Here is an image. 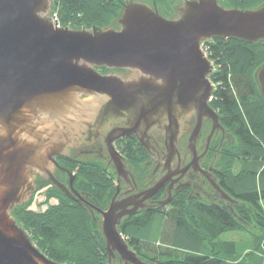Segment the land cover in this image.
I'll return each instance as SVG.
<instances>
[{
  "label": "water",
  "instance_id": "obj_1",
  "mask_svg": "<svg viewBox=\"0 0 264 264\" xmlns=\"http://www.w3.org/2000/svg\"><path fill=\"white\" fill-rule=\"evenodd\" d=\"M53 1L0 0V264H58L37 249L11 213L31 201L36 176L88 210L72 188L73 176L67 189L53 174L57 158L70 159V151L86 142H100L118 180L131 187L127 162L113 146L124 138L137 141L154 160L153 174L167 173L180 183L188 171L203 173L199 161L213 135L225 130L209 105L214 64L202 45L213 39L264 43V4L240 10L217 0H183L166 18L151 4L132 0L115 26L75 30L52 20ZM253 78L264 101V64ZM205 122L211 130L198 156ZM186 155L189 163L182 165ZM208 182L237 203L213 178ZM162 184L113 200L101 213L108 264H153L130 250L119 227L150 209L145 202ZM220 211L240 222L231 206Z\"/></svg>",
  "mask_w": 264,
  "mask_h": 264
},
{
  "label": "trees",
  "instance_id": "obj_2",
  "mask_svg": "<svg viewBox=\"0 0 264 264\" xmlns=\"http://www.w3.org/2000/svg\"><path fill=\"white\" fill-rule=\"evenodd\" d=\"M142 1L170 17L182 0ZM217 1L223 7L240 10L264 4V0ZM127 2L54 0L52 15L60 27L105 28L115 22ZM203 48L215 66L210 77L215 85L211 106L233 140L223 146L215 161L216 180L224 192L242 204L235 208L240 222L232 215L194 205L185 198L175 199L173 211L165 218L147 213L126 221L120 233L132 251L148 263L264 264V101L253 78L264 64V43L213 39ZM213 145L211 148H215ZM119 153L135 177L148 172L144 165L148 157L136 141L125 140ZM61 163L62 168L76 174L74 188L105 208L114 174L110 172L107 177L108 169L98 161ZM45 196L46 202L56 198L58 204L36 213L28 211V203L11 213L37 249L58 264H108L103 240L90 215L54 188H49ZM230 232L249 235L253 250L219 241L221 235Z\"/></svg>",
  "mask_w": 264,
  "mask_h": 264
},
{
  "label": "flooded vegetation",
  "instance_id": "obj_3",
  "mask_svg": "<svg viewBox=\"0 0 264 264\" xmlns=\"http://www.w3.org/2000/svg\"><path fill=\"white\" fill-rule=\"evenodd\" d=\"M163 17H165V16H163ZM113 26H115V22L112 25H110V27H113ZM256 88H257V86H256ZM257 90H258V88H257ZM211 101H212V99H211ZM211 101H210L209 105H210L211 109L215 113H217L213 109V107L211 106ZM186 126H188L189 129L191 130L194 126V122L190 121V122L186 123ZM210 130H211V123L205 122L203 127H202V130H201V134L204 132L205 135L202 138L200 136V139L198 142L199 146L197 144V147H196L198 156L201 155L204 151L205 139L209 135ZM127 139H129V138L120 139L113 144L114 149L118 153H119L120 146H122L124 141ZM130 140H133V139H130ZM181 140H185V146H186V143L188 140V135L184 134L181 137ZM232 142H233L232 137L226 132V130H225L224 136L222 135V133L220 131L215 133L213 135V137L211 138L208 152L206 153L204 158L199 161V166H200V169L203 171V173L188 171L184 175V177L181 179L180 183H175V178H170V180H168V174L167 173L159 172V173L153 174L155 162L150 157H148L145 153V155L148 157V159L144 162V165H145V168L148 169L147 170L148 172L144 176H140L138 174L135 177L131 171V168H130L127 160L125 159L127 162L126 163L127 168L131 172L132 178H133L134 183H135V186H133V187L126 185L123 182H121L120 180H118L112 164H109V158H108V155L104 151V147L100 144V142L94 141V140L91 142H86V144L79 146L78 149L75 151H73V150L70 151V155H69L70 159L57 158L55 161H56L59 168L58 169L55 168L53 174H54V178L56 179V181L58 183L62 184L63 186H65L67 189L69 188L70 176L71 175L73 176L74 179L72 182V188L76 192V195L80 196L84 200L83 204L88 209L85 211L90 215L91 219L95 223V225L98 228V231L100 233V236L103 240V235H102V232L100 229V223L102 221L101 213L107 211L111 202L113 200L114 201H124V200L128 199L131 195H133L134 193H142V192L150 189L156 183H163V184H162L161 188L158 189V191L149 198V201L145 202V205L150 206V209L141 210L138 214L124 219L122 221V224L119 227V232L121 231V229L124 228V224L126 221H128L129 219H131V220L132 219H138L147 213H149L151 216L154 215L157 217L165 218L168 215V213L173 211V201L175 199L176 200L177 199L182 200V199L186 198V201L189 203H192L194 205H199V206L204 207V208L217 210V211H220V208L228 209L229 206H231L233 208V210L235 211V208L239 207L242 204H240L236 199H234L233 197L228 195L226 192H224L219 187L224 192V194H226L232 200L237 202V203L232 204L229 200H227L224 197V195L221 192L215 191L211 187L210 183L208 182V180H211L213 178L215 180V182L217 183V180H216L217 169L215 167V161L217 160L218 157H220L223 146L226 145L227 143L231 144ZM159 143H160V145H162V141H159ZM212 144L215 145V146L213 145L215 148H211ZM66 160L67 161H77V162L98 161V162L102 163L106 169H108V171L106 173L107 177L109 176L110 172L114 174L115 178L113 181V186L111 187L110 192L107 194L109 199H108V204L106 205L105 208H101L100 205L96 201L91 199L87 194L83 193L82 191H78L77 189L74 188V183L76 180V174L70 173L69 171H67V168L64 169L61 167L62 166L61 162L66 161ZM189 160H190L189 155L184 156L182 165H187L189 163ZM208 170H210V175L205 173ZM34 185L36 186L37 191L43 190L44 187L42 185H46L45 186L46 189L53 188L44 179H42L40 176L35 177ZM183 185H190V187L181 188ZM39 187H41V188H39ZM57 191L61 195H63L65 198L72 201L70 198H68L60 190H57ZM169 197H170V200H169L168 204H166V206L161 207V208H157V209L153 208L157 204H160V203L166 201ZM49 201H53V203L55 205L58 204V200L56 198H53ZM72 202L75 203L74 201H72ZM220 212H222V211H220ZM222 213L228 214L226 212H222ZM103 246H104V241H103ZM130 250L132 251L131 248H130ZM115 264H120V263L116 262Z\"/></svg>",
  "mask_w": 264,
  "mask_h": 264
},
{
  "label": "rangeland",
  "instance_id": "obj_4",
  "mask_svg": "<svg viewBox=\"0 0 264 264\" xmlns=\"http://www.w3.org/2000/svg\"><path fill=\"white\" fill-rule=\"evenodd\" d=\"M124 1H129V0H124ZM138 1H142V0H138ZM167 18H169V17H167ZM81 29H84V28H81ZM81 29H75V30H81ZM106 73H107V71L105 73H101V74H106ZM202 134H201V138L204 137V135H205L204 132ZM184 146H185V140H181L179 143L180 152L183 151ZM198 146H199V144H198ZM45 186L46 185L43 186L44 187L43 190L36 191V193L32 196L31 201L29 202L30 205L28 207V211L36 212V213L37 212H44L48 206L55 205L53 203V201L46 202V196L45 195H46L47 190H49V189H46ZM261 205H262V209L264 211V202H262ZM219 241H221V242H234V243L239 244L240 247H242V249H245L248 251L253 250V242H252L250 236L247 234L233 233V232L225 233V234L220 236Z\"/></svg>",
  "mask_w": 264,
  "mask_h": 264
},
{
  "label": "built area",
  "instance_id": "obj_5",
  "mask_svg": "<svg viewBox=\"0 0 264 264\" xmlns=\"http://www.w3.org/2000/svg\"><path fill=\"white\" fill-rule=\"evenodd\" d=\"M52 19H53L54 22L56 21L55 16H52ZM57 23H58V22H57ZM202 50L204 51V53H205V55H206V51H205V49L203 48V45H202Z\"/></svg>",
  "mask_w": 264,
  "mask_h": 264
}]
</instances>
